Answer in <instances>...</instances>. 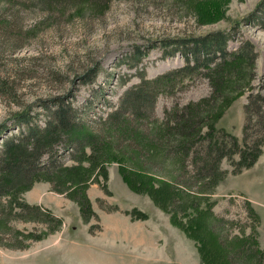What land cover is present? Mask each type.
<instances>
[{
  "label": "rangeland",
  "instance_id": "374dc122",
  "mask_svg": "<svg viewBox=\"0 0 264 264\" xmlns=\"http://www.w3.org/2000/svg\"><path fill=\"white\" fill-rule=\"evenodd\" d=\"M209 33L228 35L226 60L158 79L153 106L124 105L142 80L184 66L187 41ZM249 102L264 111V0H0V153L3 140L28 135L24 120L44 125L61 104L76 122L47 147V172L0 194V264H203L171 205L134 190L125 173L139 186L152 177L164 200L182 190L206 199L225 239L255 232L264 248V145L241 170L239 155L223 158L224 177L204 193L190 157L182 152L186 169L175 176L176 155L158 150L191 112L242 145ZM242 263L264 264V254Z\"/></svg>",
  "mask_w": 264,
  "mask_h": 264
},
{
  "label": "trees",
  "instance_id": "16d2710c",
  "mask_svg": "<svg viewBox=\"0 0 264 264\" xmlns=\"http://www.w3.org/2000/svg\"><path fill=\"white\" fill-rule=\"evenodd\" d=\"M227 36L225 33H209L203 37L189 39L186 43L189 48L184 54L185 65L157 77L153 81L142 80L126 92L124 105L138 112L146 104L153 106L159 92L162 91L160 90L161 81H168L174 77L178 78V75L189 76L206 69L210 70L219 60H226L229 56ZM242 56L247 57L245 50ZM162 77L167 80L163 79L158 82V79ZM252 104L253 102H249L245 105L247 118L242 145L235 135L224 129H217L214 123L215 120H213V123L208 122V116L203 118L202 122L197 123V120L194 121L191 118L193 112L190 114L189 122L173 127L175 130L170 134L173 136L171 141H169V137L165 136L164 144L161 142L163 149L158 148L160 153L164 152L166 154L168 151L169 155L172 150L171 154L176 155L173 157L175 163L172 171L175 174L173 175L178 176L181 173L180 176H182L184 169H186L185 160L180 156L184 152V155L191 158L190 174L193 173L194 177L197 178V182L201 184L196 187L199 188L197 193H204L207 192L211 179H214L213 185H216L224 177L225 172L220 166L223 158H233L235 155H239L237 165L240 170L243 167L255 164L262 154L264 145V111L263 109H254ZM70 112L71 110L68 107L61 104L58 109L53 111L51 121H46L44 125L33 124L28 120H24L30 125L28 126L30 131L27 136L9 137L3 140V150L1 149L0 153V194L18 188L25 181L24 179L32 173L47 172L49 170L42 163L41 158L54 140L60 138L63 133L68 134L75 129V116ZM256 125H259V127H255ZM205 126H207V130L202 133ZM215 131H218L216 133L218 136L215 135ZM1 134L3 133L1 132ZM176 135H178V138L174 139ZM193 135L194 137H192ZM196 137L197 142L199 141L198 144L195 141ZM193 146H195L194 154L190 153ZM175 148H177V152H174ZM213 164H215L214 172L210 169ZM199 173L203 176L207 174V176L199 178L197 176V174L200 175ZM132 177L134 179L125 173L126 180L134 190L148 191L154 197L155 202L165 209H169L167 205H171L169 211L173 221L189 237L197 241L203 264H243L242 259L244 257L257 258V254H264V248L260 247L255 232L248 235L234 234L228 239H225L223 234L218 233L214 225V215L210 206L206 204V199H201L198 195L191 196L185 190H182L180 197L170 191L171 198L164 200L161 190L155 187L152 177L143 176L147 182L146 186L137 184L140 177L138 174L137 178ZM143 182L144 180L141 179L140 183ZM166 185L167 183L163 184L162 190L165 189ZM85 200L88 202V198H85ZM25 206L31 210L40 211L36 205ZM247 207L256 224L259 225V214L249 202ZM185 218H187V221L184 222L183 219ZM59 222L61 223V221Z\"/></svg>",
  "mask_w": 264,
  "mask_h": 264
}]
</instances>
